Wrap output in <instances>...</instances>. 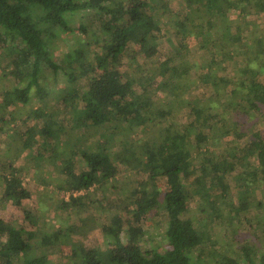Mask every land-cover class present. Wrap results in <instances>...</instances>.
Masks as SVG:
<instances>
[{"label":"trees","instance_id":"trees-1","mask_svg":"<svg viewBox=\"0 0 264 264\" xmlns=\"http://www.w3.org/2000/svg\"><path fill=\"white\" fill-rule=\"evenodd\" d=\"M170 2L0 0V63L5 62L1 72L16 80L1 90V106L10 108V115L0 117V133L13 132L15 151L29 147L39 132L50 140L48 158L61 168L56 187L68 193L57 208L79 214L98 207L104 220L99 230L107 246L104 252L97 246L79 244L67 255L62 253L73 232L79 230L85 236L80 233L84 231L81 218L74 223H53L48 231L40 226L26 229L0 217V264H44L48 255H55L59 262L67 259L64 264H201L192 261L191 255L203 247L209 234L202 222L196 224L181 216L191 200L203 205L200 209L208 215V228L214 221H230L232 214L244 216L252 202L263 204L264 198L255 202L251 190L264 185V171L258 169L264 167V132L257 128L261 117L264 119V83L258 81L264 60L257 59L264 57V26L258 30L260 55L247 49L241 59L242 29L227 13L231 8L242 12L251 5L264 12V0H175L169 6ZM74 14L96 19L97 28L90 35L98 50L79 42L65 51L63 63L58 62L55 55L61 33L86 32L83 22L77 28L71 26L69 16ZM172 32L177 37L172 62L163 61L157 67L148 64L147 59L157 54L161 38L172 43ZM189 36L198 42L200 58L190 53ZM131 44L138 47L132 57L137 61L130 73L123 72L117 65ZM203 62L208 70L194 75L191 67ZM66 65L74 67L66 69ZM49 76L55 83L61 76L60 90L73 100L63 103L66 124L56 121L48 101ZM198 88L209 92L201 97L213 95L207 103L196 96V102L190 99ZM157 89L171 92L178 107L188 108L189 118L179 122L169 109L153 110L150 101ZM221 92L228 103L219 110ZM32 96L41 104L32 116H22V106ZM151 115L163 121L158 133L130 147L125 139L112 140L115 132L108 131L110 127L125 129L136 120L128 128L133 133L155 119ZM30 116L33 124H29ZM214 127L224 129L219 134L229 138L222 150L207 147ZM126 148L133 151L131 159L137 162L141 177L138 189L123 191L115 184L119 166L112 153ZM194 148L204 149L196 160ZM37 156L44 159L46 154ZM77 158L83 163L78 170ZM21 170L11 167L9 175L0 174L3 196L18 206L30 196L22 184ZM159 181L164 183L163 190L156 188ZM95 183L108 184L116 191L115 200L104 197L95 205L89 195L73 194ZM158 210L165 222L163 246L142 247L140 241L146 234L142 222ZM26 212L30 214V210ZM123 223L127 224L128 242L120 236ZM241 249V257L223 254L218 264H264V253L258 252L257 244L247 242Z\"/></svg>","mask_w":264,"mask_h":264},{"label":"rangeland","instance_id":"rangeland-1","mask_svg":"<svg viewBox=\"0 0 264 264\" xmlns=\"http://www.w3.org/2000/svg\"><path fill=\"white\" fill-rule=\"evenodd\" d=\"M174 3L175 0H171L169 6L175 5ZM243 10L244 11L240 12L238 9L231 8L227 13V17L233 20L236 24H239L242 29L243 40L239 43V53L242 55V53H246L247 49H249V51L252 50L255 54L258 53V55H260V35L258 30L264 26V12L259 11L255 5L246 6ZM69 17H71L70 23L72 27L77 28L79 23L83 22L86 27V32L76 29L72 32L61 33V39L58 42L55 59L62 63L65 51L73 48L79 42L90 44L93 48L98 50L97 45L94 44L90 35V32L95 31L97 28L95 25L96 19L93 20L92 15H87L81 18L80 14L70 15ZM170 38L172 43H170L169 40L160 39V43L158 42V52L155 56L147 59L148 64L157 67L163 61H168V63L172 62L173 57L171 56L174 54V49L172 47L177 37L174 36L172 32ZM187 41L190 53L195 56L193 58H200L199 53L201 50H199L198 42L190 36L187 38ZM137 48L138 47L135 44H131L127 47L121 63L117 65L121 71L130 73L132 66L135 64L136 59L132 57L134 54H137ZM191 54L188 56H191ZM242 58L243 55L241 59ZM189 59L183 60L185 66L188 65L187 62H189ZM257 59L262 61L264 60V57H258ZM198 60L200 59H197L196 61ZM4 63V61L0 63V117L4 116V118H8L10 115V108H4L1 106V90L15 84L16 80L11 77H3L1 67ZM92 64H95L94 60H92ZM196 64L198 65L197 67H191L194 75L208 70L206 63L203 62ZM73 67L74 65H66V69H71ZM212 67L215 68V65L213 64ZM227 71H231V69ZM259 76L258 81L264 83V68L261 70ZM60 78L61 80H59L58 83H55L51 76L47 79V83L51 88L48 101L50 102V105H53L54 107L53 111L56 121L61 124H66L67 116L64 112L65 109L63 108V103L68 101L70 104L73 100H70L61 92L60 88L63 86V78L61 76ZM158 81L159 80L157 78L156 82H154V86L157 85ZM207 93L209 94V92L203 91L202 88H198L197 90L195 89L191 94L193 97H190V99H193V102H196V96L202 98V100L207 103L213 95H209L207 98L200 96V94H206L207 96ZM151 98L152 101H150V104L152 103L153 110L160 111L165 108V110L169 109L172 111L171 115L176 117L179 122H184L189 118L188 108L178 107L177 104L172 101L171 92L157 89ZM219 98L221 102L220 105H222H219L218 109L221 110L224 104L228 103V100L224 96L223 92L220 93ZM40 104L41 101H39L38 97L32 96L31 100L22 106V116L27 114L31 115V112L38 108ZM172 108L174 109L172 110ZM16 115H19V113H16ZM31 116L28 120L29 124L34 123V119L31 118ZM259 117H261V115ZM151 118H155V116L151 115ZM261 118L263 121L259 120L257 128L263 130L264 132V119L263 117ZM9 123L13 124L12 122ZM135 123L136 120L130 121L128 128ZM162 123L163 121H161V119L155 118L147 124L137 127L133 133L128 131V128L120 130L119 128L115 129L110 127L108 131L114 130L115 132L112 140L116 141L118 139H125V141L129 143L130 147L134 146L135 143L140 144L149 134L158 133ZM40 125L41 123L39 124V127ZM223 130L224 129H218L217 127L213 128L211 141L207 145L208 148H217V150H222L228 145L227 140H229V138L225 136L226 134H219V132L222 133ZM245 131L247 134L251 132V127L248 123L245 124ZM14 140L15 135H13V132H8L7 134L0 133V174L7 176L9 175L11 167H21L22 170L19 174L23 181L22 184L29 190L30 196L24 199L19 206L16 205L3 196L4 182L2 181V178H0V217L10 222H16L18 225L23 226V228L26 229H34V227L40 226L39 228L48 231L50 230V225L53 223H57L59 221L63 222V224L74 223L78 220V218H81V224L84 231H80V233L83 232L85 236H81L78 232L79 230H77V233L73 232L71 243L63 246L62 253L67 255L70 252L71 247H78L79 244L84 246H97L105 252L107 246L104 242L101 231L99 230V227L104 220L101 213L98 211V207L94 208L91 206L85 212L76 214L74 210H60L56 206V204L60 202V199H64L68 196V193L60 191L56 187L58 181L57 177L60 175L59 173L61 172V168L57 163H53L48 158L51 150V146L49 145L50 140L45 138L43 134L39 132L35 135L33 143L29 147L19 148L18 151L14 150ZM126 150H128V152H126ZM203 151V148L201 150L197 148L192 149L193 158L195 160L199 159ZM38 153H43V155L46 154V157L44 159H40V157L37 156ZM132 153L133 151L128 148H126L125 151H119V153H112V155L118 160L119 166V173L115 178V184L123 191H127L128 189L134 190L135 188L138 189V185L140 183L139 178L141 176L137 171L138 164L131 159L133 158ZM82 165V161L77 158L76 169L78 170ZM258 169H260V171H264V167L259 166ZM237 171H239V168L237 170L234 169L232 173ZM231 186L232 192L235 194L233 182H231ZM156 188L158 190H163L165 188L163 181H159L158 186L156 184ZM80 193L89 195V197L95 201V205H97L104 197L115 200L116 191L111 190L109 185H106V183H103V185L101 183H95L88 190H82L76 194ZM252 193L256 194V198L254 199L255 202L258 199H263L264 185L257 190H251V194ZM63 196L65 197L63 198ZM262 203V205H258V203L255 204L252 202L250 204L249 211L245 212L244 216L232 214L230 221L223 219L222 223L214 221L208 228L206 220L208 215L200 209L203 205H199L195 198L191 200L187 211H185V213L181 216L183 218H192L196 224L202 222L201 224H203L209 234V237L203 242V247L192 253V261H199L201 264H218L220 256L223 254L241 257V245L247 242L252 243V245L257 244L260 246L258 252L260 254L264 253V201ZM29 210L30 214L28 215L26 211ZM160 212V210L157 212H151L144 218L142 225L146 228V234L143 241H140V245L142 247H146L148 245H152L154 247L163 246V231L165 222L163 221V214ZM25 215H27V217ZM28 221L33 222L29 223ZM247 221L248 224L246 225L245 222ZM120 236L123 242H128L129 234L126 223H123L120 228ZM44 261H46L44 264H64L67 259L59 262L55 255H48L45 256Z\"/></svg>","mask_w":264,"mask_h":264},{"label":"built area","instance_id":"built-area-1","mask_svg":"<svg viewBox=\"0 0 264 264\" xmlns=\"http://www.w3.org/2000/svg\"><path fill=\"white\" fill-rule=\"evenodd\" d=\"M77 192H74L73 194H76Z\"/></svg>","mask_w":264,"mask_h":264}]
</instances>
